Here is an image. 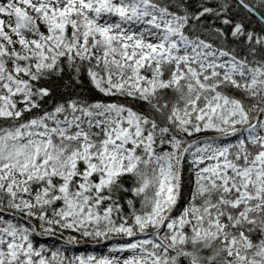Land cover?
Listing matches in <instances>:
<instances>
[{
    "label": "snow or ice",
    "instance_id": "6c2138e0",
    "mask_svg": "<svg viewBox=\"0 0 264 264\" xmlns=\"http://www.w3.org/2000/svg\"><path fill=\"white\" fill-rule=\"evenodd\" d=\"M0 264H264V0H0Z\"/></svg>",
    "mask_w": 264,
    "mask_h": 264
},
{
    "label": "rangeland",
    "instance_id": "374dc122",
    "mask_svg": "<svg viewBox=\"0 0 264 264\" xmlns=\"http://www.w3.org/2000/svg\"><path fill=\"white\" fill-rule=\"evenodd\" d=\"M42 240H46L45 243H47L48 245L46 246L41 241H39L40 244H43L45 247L51 248L53 250H55L56 248H60L63 251L64 255L70 258L77 256H84L86 258L89 256H94L97 259H99L102 256L114 255L113 253L110 252V249L112 247H109L108 244L104 247L108 248L109 250L104 251L103 249L97 247V245H95L96 241L93 240H82L80 244L75 246L65 245L62 239H42ZM124 242L125 241L122 240H116L115 244H113L114 245L113 247H119ZM115 255H122V257H128L131 255V253L125 252L123 254H115Z\"/></svg>",
    "mask_w": 264,
    "mask_h": 264
},
{
    "label": "bare ground",
    "instance_id": "6f19581e",
    "mask_svg": "<svg viewBox=\"0 0 264 264\" xmlns=\"http://www.w3.org/2000/svg\"><path fill=\"white\" fill-rule=\"evenodd\" d=\"M122 241H124V240H122ZM115 242H116V240H108V241H103L102 240V241H96L95 245H97V247H99L100 249H103L104 251H106V250H109V249L104 247V246H106L108 244L109 247H113L114 246L113 244H115Z\"/></svg>",
    "mask_w": 264,
    "mask_h": 264
},
{
    "label": "trees",
    "instance_id": "16d2710c",
    "mask_svg": "<svg viewBox=\"0 0 264 264\" xmlns=\"http://www.w3.org/2000/svg\"><path fill=\"white\" fill-rule=\"evenodd\" d=\"M39 241H41L43 244H45L46 246L48 245L47 243H45L46 240H42V239H39ZM40 243V242H39Z\"/></svg>",
    "mask_w": 264,
    "mask_h": 264
}]
</instances>
